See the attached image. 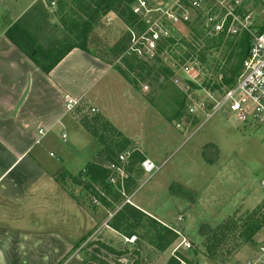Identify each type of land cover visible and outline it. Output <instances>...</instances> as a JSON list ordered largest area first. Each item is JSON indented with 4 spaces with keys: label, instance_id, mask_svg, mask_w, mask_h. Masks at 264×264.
<instances>
[{
    "label": "rangeland",
    "instance_id": "rangeland-1",
    "mask_svg": "<svg viewBox=\"0 0 264 264\" xmlns=\"http://www.w3.org/2000/svg\"><path fill=\"white\" fill-rule=\"evenodd\" d=\"M84 1L91 6L94 0ZM148 1L156 7L169 6L175 0ZM83 2L65 0L63 7H59L57 0H0V25L11 32V28L22 30L13 33L24 48H35L55 58L80 42L74 20L82 22L91 10ZM243 3L242 17L247 27L264 31V0H243ZM202 4L201 15L198 14L201 19L211 6L217 5L213 0H203ZM114 18L99 14L92 22L88 51L112 65L117 81L113 90L111 85L101 103H97L100 108L95 107L99 111L89 118L92 120L88 124L92 125L90 132L100 147L99 163L103 159L115 160L127 148L136 151L140 148L143 152H137L129 185L133 189L131 193H137L136 209L145 214L142 224L133 231L137 241L119 251L118 245L114 249L103 241L91 239L97 229L129 206L123 205L124 198L115 189L112 192L105 189L106 197L101 195L105 188L101 180L103 173L95 169L92 175L83 178L79 175L81 164L75 173L71 170L74 174L58 171L53 178L57 187L49 190L50 193L34 194L18 205L0 199V214L2 209L9 211L8 215L19 218L23 229L69 237L74 248L59 264H168L172 258L179 264H240L254 253L253 236L259 230L264 209V189L260 185L264 177V124L231 125L220 114L204 123L202 115L187 113L190 101L174 82L175 71L183 64L182 54L187 50L182 41L194 43V28H203L213 36L201 19H195L193 24H178L175 42L160 59L145 63L128 54L131 31L141 33L142 25L137 20L125 22L117 14ZM241 34L233 37L239 38ZM194 44L199 50L205 46V43ZM222 52L220 48L208 53L211 54L209 66L196 59L203 74L195 78L202 86L208 88L207 82H221L217 71L223 67L229 70L234 63V59L227 63ZM112 76L107 77V84ZM193 84L195 87L191 89H199L197 83ZM112 91L115 101L109 98ZM102 112L110 118L106 119ZM182 119L185 126L178 128L177 123ZM162 134L164 139L171 137L170 134L179 139L173 148L158 157L155 155ZM146 155L158 164L167 163L159 172L146 176L140 167ZM171 178L172 186L167 189L181 195V203L177 198L174 202L167 200V189L162 188L158 193L161 181ZM93 195L99 197V205L93 203ZM176 203L180 207L170 209ZM167 211L174 212V219L166 215ZM149 218L158 224L152 226ZM173 227L188 238L190 248L181 247L174 252L180 239ZM169 231L176 234L171 241ZM117 238L120 242L124 240L119 235ZM166 241L170 244L163 249Z\"/></svg>",
    "mask_w": 264,
    "mask_h": 264
},
{
    "label": "crops",
    "instance_id": "crops-1",
    "mask_svg": "<svg viewBox=\"0 0 264 264\" xmlns=\"http://www.w3.org/2000/svg\"><path fill=\"white\" fill-rule=\"evenodd\" d=\"M104 15L115 20L116 13L110 11ZM7 30L0 25V199L18 205L34 194L38 196L56 189L53 178L58 171L74 174L81 164L79 175L84 178L83 170L97 164L100 147L89 129L92 119L81 115L78 107L69 111L66 104L70 96L81 104L98 106L110 86L113 85L112 90L116 86L117 77L111 64L78 47L71 49L47 73L8 38ZM110 74L113 76L107 84ZM109 98L115 101L114 91ZM102 115L108 118L105 113ZM170 136L164 139L162 134L155 156H162V152L177 143L179 137ZM137 152L143 153L140 148ZM166 163H160V170ZM172 180L161 181L158 193L162 188H170ZM166 192L167 200L174 202L177 198L181 203V195L175 190ZM179 203L170 209L180 207ZM8 214L3 209L0 214V264H59L71 255L74 244L69 237L57 232L23 229L19 218ZM166 215L175 217L174 212ZM117 235L124 240L120 242ZM90 237L114 249L118 245L119 251L132 245L126 240L128 236L108 222Z\"/></svg>",
    "mask_w": 264,
    "mask_h": 264
},
{
    "label": "built area",
    "instance_id": "built-area-1",
    "mask_svg": "<svg viewBox=\"0 0 264 264\" xmlns=\"http://www.w3.org/2000/svg\"><path fill=\"white\" fill-rule=\"evenodd\" d=\"M215 1L217 5L211 6L201 19L198 14L201 15L203 0H177L169 6L156 7L148 0H135L131 8L143 29L141 33L137 34L131 31L128 54L145 63L160 59L176 39L174 33L178 24H193L195 19L197 21L201 19L208 33L212 35L225 32L227 35L233 36L248 32L251 38L250 49L242 63L239 75L231 86H222L219 89L202 86L195 77L202 76L203 73L200 71V65L193 58L185 60L181 67L175 71L174 82L188 96L190 103L187 113L190 116L198 115L199 117L202 115L205 118L204 123L220 114L231 125H263L264 31H253L247 27L248 25L242 17L243 0H213V2ZM191 83H197L199 89H191ZM144 89L147 90L148 86H145ZM66 105L69 111H74L77 107L80 108V114L89 118L96 116L99 111L95 106L89 105V107L87 104H81L80 101L70 96H68ZM184 126L185 120L183 119L177 123L178 128ZM135 153L136 150L133 148H127L120 152L115 160L109 158L103 159L101 163L96 162L108 170L106 182L124 198L123 205H136L133 201V196L136 193H131L133 189L129 188L133 176L131 168ZM140 167L142 174L147 176L158 172L161 164L147 158L140 161ZM260 185L264 189V177L260 181ZM104 192L105 188L101 190V195L106 197ZM92 199L93 203L99 205V197L93 195ZM261 215L259 230L253 236L254 253L240 264H264V209ZM171 229L177 233L180 239L179 246L175 248L174 252H177L181 247L188 249L192 246L180 230ZM126 240L134 243L137 241V236L132 235ZM182 264L186 263L182 262Z\"/></svg>",
    "mask_w": 264,
    "mask_h": 264
},
{
    "label": "trees",
    "instance_id": "trees-1",
    "mask_svg": "<svg viewBox=\"0 0 264 264\" xmlns=\"http://www.w3.org/2000/svg\"><path fill=\"white\" fill-rule=\"evenodd\" d=\"M75 1H84V0H75ZM135 0H94L93 5L89 6L87 1H84L83 4L91 9L90 12H87L86 18H82L83 21L80 22L78 20H74V27L77 31H79L78 39L80 42H78L76 45L71 47L70 49L63 52L61 55L57 57H52L46 52H41L38 49L32 48L31 50H28L22 46V43L18 41L16 38L17 36L13 33L15 31H18V33H21L22 30L11 28L13 32L7 31L6 35L8 38L19 48H21L24 52L27 53V55L45 72H50L60 61L61 59L74 47H78L82 49L83 51L89 52L87 48V43L89 40L90 31L92 28V22L99 14L108 13L110 11H113L116 13L121 19H123L125 22H131L137 20V15L133 12L131 5L133 4ZM62 0H59V7H63ZM75 13V12H74ZM63 23L66 25V19L63 18ZM200 27V25L198 26ZM194 32L193 40L194 43H205L204 48L199 50L198 46H195L193 42H186L182 41L186 47L187 50L182 54L181 61L182 63L185 62V60L193 58V59H199V62H202V64L209 66L211 62L209 61V55L210 51L219 50L220 48L223 50V57H226L227 63H230L234 59V63L231 64L230 69L228 70L226 67H223L222 70L218 73H220L219 77H222L221 82L212 84L210 82H205L208 84V88L211 87L212 89H219L222 86H231L237 76L240 73L242 63L244 59L246 58L249 49H250V42L251 38L248 32L242 33L239 38L229 36L225 32L213 36H209L206 34L205 30L203 28H194L192 30ZM175 40H173V43ZM225 48V49H223ZM195 55V56H194ZM176 56V55H175ZM197 56V57H196ZM178 57V56H177ZM213 60L216 59V57L212 58ZM201 64V63H200ZM210 68V67H209ZM192 86L195 87L193 83H191ZM94 127V126H93ZM89 129L91 131V127L89 126ZM137 154L134 156V162L133 165L136 163ZM143 159H141L142 161ZM100 170L103 173V178L101 179L102 182H104L105 189L108 192H112V188L107 184L106 179L108 177V170L104 167L98 165V164H90L86 167L85 175L88 174L92 175V170ZM94 179V178H93ZM128 208H123L120 211H118L113 218L110 220L108 225H110L112 228L117 230L118 232L124 234L125 236L131 237L134 235L133 231L136 230L143 222L145 214L139 212L136 207L131 205ZM138 220L137 223H131L132 220ZM153 224H158V222L154 218H149ZM169 234H171L170 241L176 236V234L173 231H169ZM160 239H164V236L161 234L158 235ZM143 238L146 239L145 236ZM170 241H166L163 243L162 248L166 249L167 246L170 244ZM153 245L154 242H151ZM103 247H106L108 250L115 252L113 248H110L109 246L102 245ZM168 264H179V261L175 258H172Z\"/></svg>",
    "mask_w": 264,
    "mask_h": 264
}]
</instances>
